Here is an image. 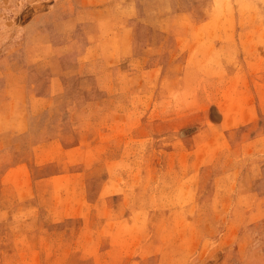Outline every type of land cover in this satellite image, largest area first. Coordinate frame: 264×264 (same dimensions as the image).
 <instances>
[{
  "label": "rangeland",
  "instance_id": "374dc122",
  "mask_svg": "<svg viewBox=\"0 0 264 264\" xmlns=\"http://www.w3.org/2000/svg\"><path fill=\"white\" fill-rule=\"evenodd\" d=\"M0 264H264V0H0Z\"/></svg>",
  "mask_w": 264,
  "mask_h": 264
}]
</instances>
